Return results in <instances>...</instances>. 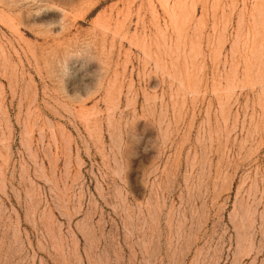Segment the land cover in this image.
Returning <instances> with one entry per match:
<instances>
[{
  "label": "rangeland",
  "instance_id": "rangeland-1",
  "mask_svg": "<svg viewBox=\"0 0 264 264\" xmlns=\"http://www.w3.org/2000/svg\"><path fill=\"white\" fill-rule=\"evenodd\" d=\"M0 264H264V0H0Z\"/></svg>",
  "mask_w": 264,
  "mask_h": 264
}]
</instances>
